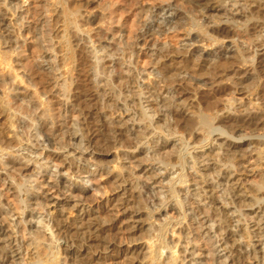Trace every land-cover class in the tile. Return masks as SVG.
Wrapping results in <instances>:
<instances>
[{"label": "rangeland", "instance_id": "obj_1", "mask_svg": "<svg viewBox=\"0 0 264 264\" xmlns=\"http://www.w3.org/2000/svg\"><path fill=\"white\" fill-rule=\"evenodd\" d=\"M7 1L9 2L10 0H7ZM22 1H24V0H21V1L17 0L16 1L19 3V6H21V8H18L15 10L13 17H10V15L8 14L7 15L8 17H6V20L4 22L6 24L5 28H7L5 30V33L8 32V33H10L9 35L12 34L11 40L13 42H11V44H10L11 48H6V47L0 46V59H2L0 61V147L3 148L7 145L10 147L11 146L14 147V145H16V143H17L14 139H13L14 142L10 141V140H12L10 138H13V137H11L12 132H13V127L10 124V118L9 117L13 116L14 111H15V117L14 118H16V119L18 118L16 123L14 124V126L16 128V132L24 140L27 138L26 133H24L25 131L31 132V134H27V135L33 136V134H35V131H32L30 128L31 127L30 119L34 118L37 121L36 122L37 127H39L46 122V121H44V117L42 115H41V118L39 119V116H40L39 113L42 114V111L45 112V115L47 118L49 117L46 120L53 118L54 125H51L49 123V121H47V124L49 123L48 126L51 125L52 131L54 132V139L56 138L55 142H57V143H55V144L52 143V144H50V146L46 147V150H43V152H42V158L46 157V158H48V160L50 159L51 161H53L54 164L58 165V167H59L58 170L61 171V174H64L65 177L72 176L73 180H75L77 183L81 184V186L85 185L84 187L87 189V192L80 195L81 198L76 197L77 200L79 199V201H77V202L73 201L75 199L71 200V199L65 198V196L60 195L59 198H60L61 203L59 204V206H57L56 208L54 207L50 210L48 209V207L46 209H44V210H49V212H50L49 216H51V218L53 220V222H52L53 223L52 224L53 230L55 229L56 232L55 231L54 232L58 233V237L60 238V241H59L60 244L59 245H60V253H61V257H60L61 262L64 263V261H65V264H76L78 259H83V261L81 262L83 264L84 263L85 264H97V258L99 256H101L102 260L99 263L108 264L109 259H110L109 257L112 256V257L116 258L115 260H113L114 262H119L118 264H121L122 262H123V264H126V263L128 264V262H125V261H127V259L130 258L133 251L138 247L137 245L140 246L142 244V246H144L145 244L151 243V241H149V239H141L140 237H138L139 233L133 229V227L137 226L138 224L133 222L136 220V218L134 217V213H133L136 210V208H133V207H136V206L131 204V202H133V199L136 198V201L140 205L139 209L140 210L143 209L141 211L142 214L140 213V216L141 217L143 216V218H144L141 226L144 227L145 229L148 228L149 225H153V227H155L154 226V219L158 218V215H153V219L149 220L145 214V212L146 213L148 212V209L152 210L153 206H155V204H156V201H155V203L153 202L154 203L153 206H152V204H150V202L152 203V201H151L152 199H150L149 195L152 198H154L156 193L159 192L162 195L166 196L167 195L166 193H168L167 192L168 191L167 190L168 189L167 179L169 176H171V175L167 174V172H165V171L162 172V169H164L166 165L159 163L157 159H158V157H160V158L163 157V159H164L167 157V155L169 158H170V156L171 157L174 156V154H175L174 152L178 148L177 147L178 144H177V142L174 143L175 142L174 139H176V137H170L167 140H164L161 138V136H158V137L154 136V138L149 140V142L151 141L150 144L145 145L144 144L145 140L143 141V139L141 137L138 139L141 131L143 132L145 130V126L143 125L145 123L139 122L138 117L136 116V112L139 111L138 110V108H139L140 110L144 111L147 116L153 115V111L151 109H149L148 104L149 103H152V104L159 103V99H161L163 96H166L163 98H167L171 95V96H173V98H174L173 100L175 102H178V103L180 102V104L185 105V108H187L186 112L190 108L189 113L187 112L188 114L194 115V113L197 114L198 112L205 113L206 111L204 109H206V108L204 107L205 104L203 103L204 101H202V100H203V97H205V98L208 97L210 102L212 100V102H213L212 104H213V107H215V111L212 108H211V110L208 108L209 113H208V110L206 113L211 114L213 118L216 117V115H217L218 120H219L221 117L222 118L224 116L226 117V115L230 116L227 113L229 111H227L226 107L232 103V105L234 106V112L233 113L231 112V115L233 114V116L234 115L236 116L237 112H239L240 109H242V107L243 108H246V107L249 108L250 106H252L251 107L252 108L251 114L253 116H257L259 119H261V121L257 120V122L258 121L259 122L257 123L258 125L255 128V130H256L255 133L250 131V130H248V132L250 131L252 133H248L247 130H245V132H244L243 130L237 131L235 129L230 128V130L232 129L231 130L232 133H231L230 130L228 131L229 127L225 126L221 122H218L217 125H219L221 127L223 126L222 127L223 129L226 130L228 128L227 131L233 137V138H229V139L230 140L232 139L231 140L232 142L233 141L236 142V144L233 148L228 149V151L232 150V152H228L226 149H223L222 152L226 151L224 153L225 156L221 155V151H220V155L222 157L219 154H217V155L213 154L215 152V150H214V152L212 150H213V148L216 149V145L214 147H212V150H210V144L205 145L204 147H200L199 149L196 148V149L192 150V155L195 157L196 161L195 160L194 161L191 160V162L188 161L189 163H187V165H186V172L188 173V176H190V177H188V182H186L185 185L184 184L181 185L182 188H184V187L185 188L184 189L178 188V190H177V191H179V195H180L181 199H184V195H186V197H187L184 201L185 208L187 210V218L185 220V223H182V225H181L182 228H180V229H178L177 227L174 228V235H173V237H171L172 239H169V240H171V242H170L171 246H174V245H176V243L177 244L179 243L178 247H180V248H177V250H176V251H178L176 264H189L187 259H190V257L185 259V257L187 256V254H186L187 252H185V251H188V252L189 251H193V252L195 251L196 253L201 254L200 257L195 256L194 260L199 262V264H206V263L208 264L209 259H208V256H206V255H207V251H208L207 249L209 247H212L215 250L218 249L216 251V254L219 256L220 255L222 256L225 254L230 255L231 256V258H230L231 264L232 263L233 264H253V263H255L253 260L248 261L247 259H245V255H247V253H249V255H250V252L252 250H256L257 252L259 250H261L262 246L260 245V243L262 242V238H259L257 235L256 236L254 235L255 234V229H254L255 227H253V226H254V221L256 219H255V215L252 211L255 208H253V207L250 208V206L248 207L247 204L248 205H250V203L252 204L250 199L255 194H257L256 192H253V194L250 193V191L252 192V190H251L252 187L255 184H257L258 181L261 182L260 181L261 177H262L261 180L264 181V155H263L264 154V148L259 147L260 145H258L259 142H264L263 141L264 140V70H261V71L258 70L259 72L256 73V71H254L255 68H253V67L258 68L257 65L255 66L256 62L253 63L254 64V66H253L251 63H239V61L237 62V66H236V64L231 65V67L228 65H225L226 70H225V68H222L221 69L222 71L217 70L219 72L218 73L216 71L212 72L211 73L212 75L208 74L207 71L202 72L201 67L204 64L206 67L211 68V66H213V64L224 63L225 59L222 58L221 56L227 55V54H229L230 51H233V50H237L239 54L244 52L242 54L243 55H245V54L249 55L248 56L249 59H251L252 53H254V52L258 53L257 56L256 55L254 56L255 61L262 60V58H264V40H263L264 39V28H262V25H264V17L260 16V14L264 12V6H263L264 0H253V1L252 0H247V1L246 0H234V1L239 2L238 4H235L236 6L233 5V0H226V1H222V2H221V0H164L165 1L164 3H162L163 0H159V1L158 0H150V1L145 0L146 3L144 2L143 8H145L144 10H147L149 8L150 13H148L145 20L143 19V17H142L143 13H141V12H139V13H141L142 15L137 14L135 16V18L133 17L134 18L133 20L135 21V22L133 21V24H135L133 28L131 26L128 27L130 25L129 24L130 21L128 23H124V20H123V16L127 17V14L130 12V9L134 10L136 8L134 6H131L129 4L130 2L128 0H64L63 1L64 5L67 6L69 8V10H71V12L73 11L72 14L69 16V18L73 19V16H74V18L76 17L74 20H76L78 22V24L83 23L84 20H87L88 18H91L94 15L95 16L98 15L99 17L103 18V21L99 24L94 25L93 28L88 29L86 26V27H84L85 28L84 29L82 27L84 30L81 29L83 31L81 33L79 31L77 32V29H75V28H73L70 31L71 37L75 36L74 38H71V40H70L71 44L73 43L72 45L70 44V47H72L70 50L72 52L74 60L72 61V63H70L66 67L62 66V63H61L62 57L61 56L63 54L60 51V50H62V48L60 46H58L57 43L55 45L57 46L56 48L58 51L56 50L55 53L51 54V52L47 49L49 42L46 40L43 33L46 32L47 25L51 23L52 19L47 18V15L45 13L42 15L41 18H39V20L38 19L35 20L33 17H31L30 13H28L27 15L25 14L26 9H29L31 12L37 11L38 7L40 5V3H39L40 1L43 2V4L45 2L50 4L51 1H49V0H25L24 3H22ZM115 2H117V3H115ZM167 4L171 5V7L165 6ZM0 5H1V0H0ZM105 5L106 6L108 5L110 10L103 11L102 7H105ZM221 6H225L226 10L228 9V12L239 13L241 11L242 16H240L238 18V21H239L238 25H240L241 28H239V26L236 24L235 25L233 24V26H232V24H230L228 22L227 23L224 22L225 17H221V16H223L222 12L219 14L214 13L215 11H213V10L215 8H219ZM262 7H263V10H262ZM0 10H3L2 5L0 6ZM58 10H59V8H57V10H56L57 13H58ZM110 11H112V12H110ZM138 11L139 10H137V12ZM135 12H136V9L134 10V13ZM175 13L176 14L177 13L182 14L180 16L181 17L180 21L182 22V26H181L182 28L178 27V24H176L177 20H178V16L177 17H176V15L174 16ZM220 14H221V16H220ZM215 15H216V17H215ZM88 16H90V17H88ZM120 16H122V17H120ZM218 16H220L219 19L217 18ZM139 17H142V18L140 19ZM21 19H22V21H20ZM47 19H48V21H47ZM170 19H171L172 23L167 22V20H170ZM188 20H189V22H192V21L195 22L196 21V23H198L200 26H204V28L207 32L205 34L204 38L198 37L196 30L188 31V33H184V32H186L185 29H188V27H189V25H188L189 22L187 23ZM44 21H45V23H44ZM240 21L242 22V24ZM10 22H11V24H10ZM20 22H22V24H23L22 27L19 26ZM109 22L110 23L113 22V24L110 25ZM138 22H140L141 26H140V28L137 29L136 26H138V25H136V24ZM184 23H187V25ZM256 23H258V24L256 25ZM174 25H176V26H174ZM205 25H207V26H205ZM252 25H254V26H252ZM157 26L160 28H158ZM247 26H249V27H247ZM208 27L209 28L211 27V28L209 29ZM95 28H96V30H95ZM129 28L130 29L132 28V29L129 30ZM165 28L169 29L165 32L167 35L168 34L171 36L176 35V37L180 39V40L177 39L178 42L176 43V47L178 50L175 48V46L174 47L171 46V49H174L175 51H177V54L179 53L180 55L182 54L183 56L182 55L180 56L179 54H178L179 55L178 56L175 53H172L173 57L164 59L163 60L164 63H163L162 60L159 61V59H157L155 57L157 55L156 45H158L157 48H159L160 45L158 42H161V39H162V36H161L162 34H159V33H162L161 29L166 30ZM206 28H208V29H206ZM244 28H245V30H244ZM151 29L154 31L152 32ZM61 30H62V28L59 27V24L56 25L54 28V32H53L54 37L59 36L61 34ZM209 30L211 33L209 32ZM149 32L151 35L149 34ZM145 33H147L148 36L150 35V39L147 38L146 41L143 39V37H141L142 39H139L138 36L141 34H145ZM7 34H4L3 36L5 37ZM73 34H75V35H73ZM260 35H262V39L258 40L259 41L258 42L255 38H256V36H260ZM153 36H155V37H153ZM4 37H3V39H4ZM160 37H161V39H160ZM196 37H198V38H196ZM154 38H158V40H160V41H158L156 39L158 41L157 42V41H155ZM199 38L201 40H199ZM217 38H219V39H217ZM196 39H198V41H196ZM56 40L57 39H54V41H56ZM192 40L196 43L193 42L194 43L193 44L191 42ZM54 41H52V43H54ZM145 42H147V43H145ZM151 44H154V46L153 47L150 46ZM127 47H128V49H127ZM104 48L106 50H104ZM225 48L227 50H225ZM94 49H95V51L103 50L102 52H98L96 54V57H101V58L105 57V60H103L104 62H100V64L105 63L106 66L107 65L109 66L110 63H108V62H110L112 60L111 61L112 65H110L109 67L107 66V70H106V71H109L108 75L110 76V78L112 77V78L116 79V77L118 78V76H124L125 77V79H123L122 81L120 79H117L118 82L116 81L115 84H113L111 87V92L113 93V96L115 97V99H114V97H113V99H114V101L116 100L115 105H112L111 103L108 104L109 98L107 96H105V97L101 96L102 95L101 92H102V90H104L102 88V86H103L102 82H101L102 84H100L99 87L98 86L94 87V85L96 84L94 82H97L98 80H103V78L105 77L104 74H102V75L100 74L101 76L97 75L96 78L93 75V74H95V71L93 68L94 67L93 63L95 61V58L93 57V50ZM1 50H2V52H1ZM70 50L66 51L64 54V60L65 61H67L69 58L68 53L70 52ZM43 51L44 52L46 51L45 52L46 55L43 54ZM191 51H192V53H191ZM195 51L198 52V54H196ZM202 51H203V53H202ZM219 51H220V54H219ZM227 51H229V52L227 53ZM3 52L6 54H1ZM183 52H185L186 54ZM111 53L113 54V56H111L109 58V56H107V55H109ZM200 53H202V54H200ZM54 54L57 55L56 58L53 57ZM2 55H3V57H6L8 62H9L10 67H8L6 69H4L3 64H1V62L3 61ZM258 55L259 56L262 55L261 56L262 58L259 57ZM46 56L49 58L48 59V60H50L49 62H47L48 60H47ZM49 56H51V57H49ZM191 57L194 59H192ZM195 57H196V60H195ZM213 58L214 59L216 58V60L213 61L214 60ZM217 58H218V60H217ZM220 58H222L224 60H222V59L220 60ZM169 59L170 60L172 59L171 62ZM198 59H200L201 62H199L200 60L198 61ZM143 60H144V62L147 61L146 64L148 63L146 65V67L141 65L142 64L141 61H143ZM188 60H190V61L192 60V61L190 62ZM209 60H211V61H209ZM156 61H158L157 65L155 64ZM208 61L211 63L210 65H209ZM50 62H51V64H50ZM68 62H70V61H68ZM168 62H170L172 64H170ZM177 62L179 64L181 62V64L179 65V64H177ZM187 62L189 63V65ZM196 62H199V64H196ZM47 63H49V64H47ZM153 63L155 64V66L153 65ZM160 63H161V65H164V64L166 66L168 65L169 67L168 66L167 67L169 69L172 67L180 68L181 73H183L186 70L184 72L185 74H182L185 77V84L183 85V84H180L179 82L173 83L169 87L170 88V90H169L170 95H169V93L167 95L164 93L165 94L164 95L163 91H162L163 89H161V91L159 90L160 93L156 92L157 93V94H155L156 96L153 94V96H151V98H150L149 97L150 93L147 94L146 89L150 90L151 86H154L155 83H156L155 86L157 87V85H158L157 80L159 78H161L162 77L161 75L163 74L162 73L163 69H161L162 66L160 65ZM184 63H186L188 65V67L190 66L189 69L187 68V69L183 70L181 68V65ZM206 63H208V64H206ZM238 63L241 65H238ZM173 64H175L176 66H174ZM249 64H250V66H249ZM50 65L55 67V69H58V71H60V72L62 71L64 73L66 71L65 72V74H66L65 78L69 82L66 86L67 89L64 90V88H62L60 79L56 80L57 84L55 85L54 80L53 79L51 80V78L48 76L47 73L50 72V68H49ZM144 65H145V63H144ZM207 65H209V66H207ZM191 67L194 68L193 70L195 72L198 71V72H196L198 74H196L195 72L192 73V70H190ZM68 68H71V70H72L70 73H67V70H70ZM97 69H98V67H97ZM188 70H190L191 72ZM160 71H162V72L160 73ZM249 71L252 73H249ZM199 72H200V74L203 75V76L201 75L202 76L201 78L199 77V75H200ZM151 73H152V75H150ZM219 73H221V75H218ZM55 74L57 75V73H55ZM153 74H154V77H153ZM194 74H195V76H194ZM235 74H237V75H235ZM252 74L253 75L257 74L256 75L257 78L255 76H252ZM260 74H261V76H259ZM216 75H218V76H216ZM206 76H207V78L209 76V78L207 79ZM210 76L213 78H211ZM155 77H158V79ZM251 77L253 78V80H252L253 83L251 80H249L250 82L247 81L244 83V81H243L244 79L246 80V79L251 78ZM56 78H57V76H56ZM255 78H256V80H255L256 82L254 81ZM124 80L128 81L129 83L126 82V84H125ZM154 80H156V81L154 82ZM211 81H213L214 83H212ZM257 81H258V83H257ZM152 83H153V85H152ZM249 83H251V84H249ZM177 84L179 86H176ZM211 84H213V85H211ZM9 85H11L10 92L7 91V87ZM186 85L189 87H185ZM161 86H163V85L160 84V87ZM173 86H175V87L173 88ZM181 87H184L186 90L184 88H181ZM256 87H258L259 90L255 91V93H254L253 90ZM161 88H164V87H161ZM217 88L219 89V91ZM139 89L143 90V93H144V95L140 96V98H139L140 100L137 97H134L135 92L137 93ZM172 90H174V91H172ZM150 91H152L154 93V89H151ZM180 91H181V94L178 95V93ZM184 92L187 94H185ZM198 93H200V94H198ZM205 93H207V95H205ZM161 94H162V97H161ZM201 94L204 96H202ZM208 94H210V95H208ZM181 95L185 99H183V97ZM65 97L68 98L67 101H65ZM154 97L157 98L156 101H154L155 100ZM181 98H182V101H181ZM199 98H202V99H199ZM198 99H199V101L200 100L201 101L200 102L196 101ZM215 99L217 100L218 105L214 104V103H216ZM250 99L252 100L253 104L249 106L247 104V102ZM152 100H153V102H152ZM230 100H232V101L230 102ZM3 101H6L8 103L10 102L9 105L13 108L12 109L13 111L6 110L2 105ZM188 105H189V107H188ZM157 106H158L157 107V111H158L157 114H159V116L156 113H155L156 115L154 114L152 122H150V124H151L150 128H148V130L146 129L144 133L150 132L158 123L161 124L160 127L165 133L168 132V128H166V124L163 120L165 118L164 113L166 110H164V107H161L160 104H158ZM222 106L224 107V109L222 108ZM236 106H238L239 109L236 108ZM255 107L258 109L255 110ZM72 108H74L73 111H71ZM217 108L218 109L220 108V109L218 110ZM221 108L223 109L222 112H221ZM145 109H146V111H145ZM148 109H149V111H148ZM192 110H194L193 111L194 113H192ZM253 110H255L256 112ZM75 111H77V112H75ZM22 112L24 115H27V117L22 116ZM71 112L72 113L74 112V114H72ZM150 112H152V113H150ZM224 112H226L227 114ZM235 112H236V114H235ZM132 113H135V116H133L134 114H132ZM161 120H163V121L161 122ZM78 121H79V123H78ZM73 123H78L79 125H81V127L83 128V134L85 136V137H83L84 140H83L81 149L77 150V151H73L75 142H77V141H75V139H73L71 137H66L67 135L63 134V136H62V134H61L62 132H66V130H69V131L75 130L74 129L75 126ZM169 123L172 124V121L170 118H169ZM65 127H67V128L64 129ZM258 129H259V131H257ZM61 130H64V131H61ZM239 131H241V132L238 133ZM235 132H237V133L234 134ZM217 133L218 132H214L213 135L211 136V139H210L211 142H216L215 144L220 143L221 142L220 138L224 137V135L222 137H220V135H218ZM76 134H77L76 136H80L81 132L76 133ZM108 136H110V137H108ZM186 136H187V134H186ZM36 141L41 142V138L32 141L30 143V145L28 144L27 146L30 147V149L33 150L35 153H39V151H40V149H42V147L41 146L36 147ZM253 141L254 142L259 141V142L254 143ZM138 142L139 143L144 142V143L139 144ZM163 142L166 143L167 146H169L168 149L161 150L162 146H160V145L161 144L163 145L164 144ZM22 143H23V145H25V141H23ZM248 143L250 146L248 145ZM173 144H175V145H173ZM253 144H254V146L256 144L257 148H255L256 146L252 147ZM62 145L63 146L66 145L67 149H65V150L56 149V147L60 148V147H62ZM134 146L135 147L137 146L136 147L137 149ZM171 147H175V148L172 149ZM224 148H225V146H224ZM84 149H86V150L84 151ZM81 150H82V152H81ZM169 151L172 153H170ZM67 152H70L71 155H70V157L66 158L65 156L67 155ZM259 152H261L262 155ZM206 155H210V156L205 158ZM132 156H134L135 158H133ZM151 156L155 157L154 159H156V160H154V161L150 160ZM217 156H218V158H217ZM130 157L132 158L131 159L132 161L130 160ZM196 157H198V158H196ZM214 157H215V159H214ZM223 158H227L228 159L227 161L231 162L233 164V166L236 167V169H237V170L235 169V173H232L233 180L234 181L236 180V183L232 180L234 182V184L232 185L233 182H229V184L231 183L230 186L227 183L228 185L226 184L225 188H224V184L226 182H224L223 178H221V177H223L221 175L223 174L224 169H226L227 167L229 169H231V166H230L231 164H226V165L222 166V162L224 161ZM193 162L198 164V165H196V170H198L197 175H195L193 170L190 169V166H191L190 164ZM45 163H47V162H45ZM49 165L51 166L52 164H49ZM203 166L209 167V170L204 171ZM169 167L171 168L170 165L169 166L167 165L166 168L169 169ZM121 168H122V170H120ZM157 168L158 169L160 168V169L156 171ZM86 169L87 170L89 169L90 172L95 171V173H96L95 178L96 179H93V180H95L94 183L93 182H90V183L87 182L88 181V174H81L80 176H78L80 172H84ZM159 171H160V174H158V176H155L154 173L155 172L159 173ZM5 173L6 172H4V171L0 172V192L3 193V196L1 197L0 201L2 202V204H5L4 209L8 210L9 208H14L17 206V197L15 196V193L13 192V190H10L9 192H7V188H6L7 181L5 183L2 181L3 179L6 178ZM168 173H171V171H169ZM29 174H30V172H26L23 175H29ZM202 174L208 176L207 178H205L206 182H202V180L200 179V176ZM208 174H210V175H208ZM217 174H219V177L217 176ZM150 175H151V177H150ZM15 176H16L17 181H20L19 180L20 177L19 176L17 177V175H15ZM116 176H118V177L116 178ZM126 176H128V178ZM138 176H140V177L138 178ZM213 176L218 177L217 180L221 179L220 180L221 186L219 185L218 188H219V190H222V189L225 190V194L228 193L227 199L229 202H230L229 197L231 195H233L232 193H235L237 190H239V188L241 190V193L243 194V195L241 194L242 197L241 196L239 197L238 195H240V192H238L237 198L238 197L239 198L238 199L235 198L236 196L233 197V203L231 204L232 206L226 207L227 209H222L223 207L220 208L221 206H219L217 199H215L214 196H211V200H213V202L216 205H218L217 207H219V211H221V213H223V212L226 213L228 211L231 213L233 210L236 211L232 216L229 212H228V215H225L224 213H223L224 215H222V217L227 219V220L224 219V221L225 220L228 221L229 219L230 220L232 219L234 222V223H232V226L230 225V226H227L225 228V230H229V231L232 230V232H227L228 238L230 240V241L228 240L227 242L232 247L229 249V252H230L229 254H227L228 253L227 251H226V253H225V251L221 252V250H219L220 248H218V246H216L218 244L214 243L213 241L209 242L208 238L205 235L202 234L201 238H199L201 231H199V229H195L194 227H195V225H196V227L198 226L196 224L198 220L204 221L203 217H201L203 215L199 216L201 219L199 217H197L198 219L195 218L196 223H195V221H194V223H193V221L191 223L189 220V218L192 217V214H190V211H188V208H189L188 204L191 202V200H190L191 196L189 197V195L191 194L193 189L197 188V187H194V185L196 183L199 184L202 182L200 184V186L205 191L210 192L211 186L207 187V185L209 186V184H211V182H209V181H211ZM38 178H39V180H42V179H40V176H38ZM119 178L121 179V181L119 180ZM116 179H117V181H116ZM125 179H126V181L128 179L129 181H132L133 183L129 182V181H127V183H126ZM191 179H193L194 181ZM195 180L199 181V182H195ZM189 181H192V182H189ZM193 182H195L194 185H193ZM208 182H209V184H208ZM118 183H120V184H118ZM32 185H33V183H32ZM134 185H138V186L144 185V187L147 186L148 188L150 186V188H149L150 194L149 195L146 193L143 194V192H142V194H140L141 192H138V193L136 192L137 195H139V197L136 196L134 191H131V189H132L131 187ZM99 186H101L102 190L104 191L103 196H100V194H98V192H97L96 187H99ZM115 186H117V187H115ZM188 187H190L189 188L190 190H189V192H186V188H188ZM125 188L130 189V191H127ZM232 188H234V189H232ZM230 190H231V192H230ZM234 190H235V192H233ZM242 191L245 193H243ZM40 192L41 193L43 192L45 194L46 193L47 194L52 193V191H47L46 188H42V189L38 190L37 193L41 194ZM213 193H214V191H211L209 194H213ZM145 194L149 198L147 196H143ZM246 195H248L247 196L248 198L245 197ZM263 195H264V193H263ZM263 195L261 192V193L257 194L256 196L260 197V198H262V197L264 198ZM128 199L130 202L127 201ZM131 199H132V201H131ZM249 200H250V203L248 202ZM125 201H127V202H125ZM73 202H75L77 204L79 203L78 205H82L84 208H86L85 209V211L87 213L86 215L89 217H92L93 219L95 218L93 221L96 222L98 225H99V223L104 221V223L102 222V224L99 225L100 235L103 236L101 238H103V240L105 238H107L104 240L106 242L104 245H103V243H104L103 240H101L100 242H92L90 235H85V236H86V238H87V236H88V238L90 237L89 239L91 241L89 239H86V238L84 241L83 240L80 241V239H79L80 237L76 236V234H75V236L73 235V233H74V231L72 230V228H73V222H72L73 221V219H72L73 214L71 213L70 209L68 210V208L70 207V205H72ZM246 202H248V203H246ZM125 207H126V209L128 208L127 209L128 211L125 209ZM133 209H135V210H133ZM38 212H40V211L38 210ZM73 213H75L77 215L80 214L79 212H76V211ZM131 213H132V215H131ZM174 213L175 212H172L173 217H176V216L178 217V213H176L177 215ZM61 215L62 216L65 215V217L68 216V219H66L65 221L64 220L62 221V219H65V218H63ZM70 215H71V217H70ZM228 216H230V217L227 218ZM245 217H247V218H245ZM238 218H241V219H239L240 222H236L238 220ZM129 219H132V220H129ZM163 220H164V218H162V222H163ZM188 223L191 226L188 225ZM228 224H229V222H228ZM130 225H133V227ZM246 225H247V229H249V231L251 233V238L249 239V241L247 239H245V240L240 239L239 240V244H240L239 247L240 248H239L238 246L235 245V243L232 244L231 241L233 240V238H236L240 234L243 233L242 230H244ZM233 232H234V234L235 233L236 234L234 235ZM231 233H232V235H231ZM153 235H156V233L153 234V231H150L148 234V237H150V239H153ZM230 236L231 237L233 236V237L231 238ZM132 237L134 238V241H136V242L133 241ZM25 238H27V237H25ZM169 238H170V233H169ZM130 239H132V240H130ZM86 240H88V241L86 242ZM196 240H198V241H196ZM190 241L192 244L190 243ZM81 242H83L82 243L83 246H82ZM247 242L249 243V247H247V244H246ZM207 243H209V244H207ZM212 243H214V245ZM23 244H24V242H23ZM97 244H98V246L95 247ZM211 244H212V246H210ZM99 246H101V248H98ZM184 246L186 247V249ZM192 246H194V247H192ZM239 249H241V250H239ZM23 250L24 249H22L21 253H23V255H24L25 252ZM131 250H132V253H131ZM183 250H184V252H183ZM47 252H48L47 250L44 251L43 249H40L39 250V258L42 260L46 259L47 255H48ZM42 253H44V256L42 255ZM183 259H185V260H183ZM24 260L27 261L26 256H25ZM248 262H251V263H248ZM260 263L261 262H259V264ZM255 264H257V263H255Z\"/></svg>", "mask_w": 264, "mask_h": 264}, {"label": "bare ground", "instance_id": "obj_2", "mask_svg": "<svg viewBox=\"0 0 264 264\" xmlns=\"http://www.w3.org/2000/svg\"><path fill=\"white\" fill-rule=\"evenodd\" d=\"M17 0H10L9 2L7 0H1V5H2V9L3 10H0V46L2 47H6V48H11V42H13L11 40V35H9L10 33H5V30L7 28H5V20H6V17H8L7 15L9 14L10 17H13L14 13H15V10L18 9V8H21V6H19V3L16 2ZM21 1V0H20ZM51 1L50 4L48 3H44L43 2H39L40 5L38 7V10L37 11H34V12H31L29 9H26V12L25 14L27 15L28 13H30V16L33 17L35 20H39V18L42 17V15L45 13L47 15V18H50L52 19L51 23L47 25V29H46V32L43 33V35L45 36L46 40L49 42L48 43V50L52 53H55V51L57 50V46L55 45L57 43L58 46H60L62 48L61 53L63 54L61 57V63H62V66L66 67L68 66L70 63H72V61L74 60L73 58V55H72V52H71V48L70 47V40L71 38H74L75 36L71 37V33L70 31L75 28L77 29V32L79 31L80 33L83 32L82 30H84L87 26V28H93L94 25L96 24H99L103 21V18L99 17L98 15H94L92 16L91 18H88L87 20H84L83 23L81 24H78V22L76 20H74V16H73V19H70L69 16L72 14L71 10H69V8L67 6L64 5L63 1L64 0H49ZM130 3L131 6H134L136 7V12L134 13V10L133 9H130V12L127 14V17L126 16H123V20H124V23H128L130 21V25L128 27H134L135 24H133V19L135 18V16L138 14L140 15L141 13H143L142 17L143 19L145 20L146 19V16L148 15V13H150V9L148 8L147 10H144L145 8L144 7V2L145 0H128ZM150 1V0H149ZM159 1V0H158ZM222 1H226V0H221ZM247 1V0H246ZM253 1V0H252ZM24 1H22V3H24ZM113 2V1H112ZM165 1L163 0L162 3H164ZM168 2V1H167ZM21 3V4H22ZM117 3V2H115ZM146 3V2H145ZM220 3V2H219ZM224 3V2H223ZM222 3V4H223ZM239 2L237 1H234L233 0V5L236 6L235 4H238ZM264 3V1H263ZM113 4V3H112ZM245 4V3H244ZM243 4V5H244ZM247 4V3H246ZM261 4V3H260ZM0 5V6H1ZM129 5V6H130ZM208 5V4H207ZM225 5V4H224ZM255 5V4H254ZM100 6V5H99ZM104 6V5H103ZM167 7H171V5H165ZM174 6V5H173ZM218 6V5H217ZM246 6V5H245ZM264 6V5H263ZM258 7V6H257ZM57 8H59L58 10V13L56 12ZM130 8V7H129ZM138 8V9H137ZM211 8V7H210ZM113 9V8H112ZM111 9V10H112ZM102 10L103 11H108L110 10V8L108 7V5L105 7H102ZM137 10H139L137 12ZM207 10V9H206ZM261 10V9H260ZM262 10H263V7H262ZM113 11V10H112ZM110 11V12H112ZM213 11H215L214 13H221L222 12V15L220 14L221 17H225V21L224 22H228L230 24H233L235 25H238L239 21H238V18L241 15V11L239 13H234V12H228V9L226 10L225 6H221L219 8H215ZM141 12V13H139ZM77 13V12H76ZM107 13V12H106ZM264 13V12H263ZM261 13L260 16H263L264 17V14ZM75 14V13H74ZM111 14V13H110ZM217 14V15H218ZM256 14V13H255ZM113 15V14H112ZM116 15V14H115ZM176 15V17L178 16V20H177V23L178 24V27H181L182 26V22L180 21L181 19V15L180 13H175L174 16ZM105 16V15H104ZM111 16V15H110ZM173 16V17H174ZM213 16V15H212ZM220 16H218L217 18L219 19ZM244 16V15H243ZM21 17V16H20ZM45 17V16H44ZM90 17V16H88ZM122 17V16H120ZM134 17V18H133ZM142 17H139L140 19ZM216 17V15H215ZM256 17V16H255ZM259 17V16H258ZM44 19V18H43ZM111 19V18H110ZM132 19V20H131ZM142 19V20H143ZM184 19V18H183ZM41 20V19H40ZM143 20V21H144ZM176 20V19H175ZM251 20V19H250ZM22 21V19L20 20ZM48 21V19H47ZM76 21V22H75ZM113 21V20H112ZM140 21V20H139ZM185 21V20H184ZM108 22V21H107ZM135 22V21H134ZM167 22L169 23H172L171 19L170 20H167ZM181 22V23H180ZM189 22V20L187 21V23ZM223 22V23H224ZM241 22V21H240ZM247 22V21H246ZM249 22V21H248ZM45 23V21H44ZM105 23V22H104ZM139 23V24H138ZM136 25L137 29L140 28V22H138ZM187 23H184L187 25ZM255 23V22H254ZM11 24V22H10ZM59 24V27L62 28L61 30V34L57 37H54L53 35V32H54V28L56 25ZM109 24H113V22H109ZM219 24V23H218ZM225 24V23H224ZM242 24V22H241ZM244 24V23H243ZM258 23H256L257 25ZM43 25V24H42ZM189 27L188 29H185L186 32L184 33H188V31H193V30H196L197 32V36L200 37V38H204L205 34L207 33L204 26H200L198 23L195 22H189L188 23ZM255 25V24H254ZM252 25V26H254ZM20 27L23 26L22 22H20ZM176 26V25H174ZM207 26V25H205ZM209 26V25H208ZM226 26V25H225ZM239 28L240 25H238ZM264 25H262V28ZM19 27V28H20ZM84 29H83V28ZM158 27V26H157ZM212 27V26H211ZM210 27V28H211ZM243 27V26H242ZM249 27V26H247ZM260 27V26H259ZM5 28V29H4ZM131 28V29H132ZM160 28V27H158ZM182 28V27H181ZM209 28V27H208ZM206 28V29H208ZM209 28V29H210ZM214 28V27H213ZM235 28V27H234ZM261 28V27H260ZM82 29V30H81ZM129 28V30H131ZM164 29V28H163ZM162 30V33H159V34H162V39H161V42H158L160 40H158V38H154L155 41H157L159 43V48L158 45H156V57L157 59L160 60H164V59H167V58H170V57H173L172 56V53H175L176 55L177 54V51H175L174 49H171V46L174 47L177 49L176 47V43L178 42V40H180L179 38L175 36H171V35H167L165 32L169 29H166V30ZM9 30V29H8ZM92 30V29H91ZM96 30V28H95ZM109 30V29H108ZM111 30V29H110ZM152 30V29H151ZM213 30V29H212ZM238 30V29H237ZM241 30V29H240ZM245 30V28H244ZM243 30V31H244ZM255 30V29H254ZM44 31V30H43ZM154 30H152L153 32ZM159 31V30H158ZM258 31V30H257ZM260 31V30H259ZM146 32V31H145ZM210 32V30H209ZM211 33V32H210ZM4 34H7L5 37L3 36ZM150 34V32H149ZM154 34V33H153ZM152 34V35H153ZM177 34V33H176ZM75 35V34H73ZM151 35V34H150ZM150 35L148 36L147 33L145 34H141L139 35V39H142L141 37H143V39L146 41L147 38L150 39ZM156 35V34H155ZM187 35V34H186ZM131 36V35H130ZM147 36V37H146ZM160 36V35H159ZM4 37V39H3ZM145 37V38H144ZM152 37V36H151ZM155 37V36H153ZM196 37V38H198ZM195 38V37H194ZM199 38V40H201ZM216 38V37H215ZM37 39V38H36ZM54 39H57L56 41H54ZM79 39V38H78ZM157 39V40H156ZM178 39V40H177ZM219 39V38H217ZM257 41L262 39V35L260 36H256L255 38ZM80 40V39H79ZM83 40V39H82ZM143 40V41H144ZM195 40V39H194ZM203 40V39H202ZM221 40V39H220ZM253 40V39H252ZM264 40V39H263ZM52 41H54V43H52ZM73 41V40H72ZM77 41V40H76ZM154 41V40H153ZM152 41V42H153ZM182 41V40H181ZM196 41H198V39H196ZM254 41V40H253ZM75 42V41H74ZM78 42V41H77ZM128 42V41H127ZM192 43L194 42L193 40L191 41ZM243 42V41H242ZM259 42V41H258ZM92 43V42H91ZM147 43V42H145ZM144 43V44H145ZM191 43V44H192ZM196 43V42H194ZM193 43V44H194ZM244 43V42H243ZM253 43V42H252ZM73 44V43H72ZM71 44V45H72ZM179 44V43H178ZM202 44V43H201ZM263 44V43H262ZM78 45V44H77ZM150 46H154V44H151ZM191 46V45H190ZM211 46V45H210ZM253 46V45H252ZM117 47V46H116ZM60 49V48H59ZM128 49V47H127ZM70 50V52L68 53L69 55V58L67 61L64 60V54L66 51ZM104 50H106L104 48ZM178 50V49H177ZM188 50V49H187ZM225 50H227L225 48ZM231 50V49H230ZM39 51V50H38ZM58 51V50H57ZM103 50H98V51H95V49L93 50V57L95 58V61H94V71H95V74L94 77L96 78L97 75H102L104 74V78L103 80H98L97 82H94L96 83L94 85V87L98 86L100 84L103 83V86L102 88L104 90H102L101 92V96L105 97L107 96L109 98V103H111L112 105H115V97L113 96V93L111 92V87L113 84H115V82L117 81V79H120L121 81L123 79H125L124 76H118V78L116 77V79L114 78H110V76L108 75L109 74V71H106L107 70V66L105 65V63H101L100 62H104L103 60H105V57H96V54L98 52H102ZM125 51V50H124ZM189 51V50H188ZM240 51V50H239ZM2 52V50H1ZM46 52V51H45ZM43 51V54L46 55ZM48 52V51H47ZM133 52V51H132ZM196 52V51H195ZM200 52V51H199ZM229 51H227L228 53ZM242 52V51H241ZM58 53V52H57ZM56 53V54H57ZM185 53V52H183ZM192 53V51H191ZM203 53V51H202ZM200 53V54H202ZM226 53V52H225ZM244 53V52H242ZM239 54L237 50H233V51H230L229 54L227 55H223L221 56L222 58L225 59V64L224 63H218V64H213V66H211V68H208L206 67L204 64L202 65V69L201 71L202 72H205L207 71L208 74H211L212 72H219L217 70H221L222 68H225V65H228L231 67V65L233 64H236L237 66V62L239 61V63H251L253 66L255 64V66L257 65L258 68L256 67H253L255 68L254 71H256V73H258L259 71L261 70H264V58H262L261 56L262 55H258L259 57L262 58V60H257L255 61L254 59V56L258 53H252V56H251V59L248 58L249 55H243V54ZM247 53V52H246ZM1 54H6V53H1ZM42 54V55H43ZM49 54V53H48ZM56 54H54V58H56ZM186 54V53H185ZM194 54V53H193ZM196 54H198V52H196ZM217 54V53H216ZM219 54H220V51H219ZM41 55V56H42ZM180 55V54H179ZM178 55V56H179ZM182 55V54H181ZM180 55V56H181ZM204 55V54H203ZM9 56V55H8ZM109 56V58L111 56H113V54H109L107 55ZM175 56V55H174ZM183 56V55H182ZM186 56V55H185ZM189 56V55H188ZM3 57V55H2ZM47 57V56H46ZM51 57V56H49ZM187 57V56H186ZM200 57V56H199ZM206 57V56H205ZM204 57V58H205ZM216 57V56H215ZM45 58V57H44ZM175 58V57H174ZM180 58V57H179ZM182 58V57H181ZM184 58V57H183ZM192 58V57H191ZM220 58V60L222 59ZM49 58L47 57V60ZM173 59V58H172ZM171 59V60H172ZM194 59V58H192ZM201 59V58H200ZM198 59V61L200 60ZM214 59V58H213ZM222 59V60H224ZM2 59H0L1 61ZM151 60V59H150ZM156 60V59H155ZM170 60V59H169ZM170 60V62H171ZM174 60V59H173ZM185 60V59H184ZM195 60H196V57H195ZM216 58L213 60L215 61ZM218 60V58H217ZM250 60V61H249ZM50 60H48L47 62H49ZM52 61V60H51ZM70 61V62H68ZM112 61V60H111ZM111 61L108 62L111 64ZM181 61V60H180ZM187 61V60H186ZM190 61V60H188ZM192 61V60H191ZM190 61V62H191ZM205 61V60H204ZM207 61V60H206ZM211 61V60H209ZM208 61V62H209ZM212 61V62H213ZM147 61L144 62L141 61V65L142 66H145L148 64H146ZM157 62H155V64L157 65ZM168 62V63H170ZM183 62V61H182ZM194 62V61H193ZM201 62V60L199 61ZM199 62H196V64H199ZM60 63V64H61ZM137 63V62H136ZM145 63V65H144ZM162 63V62H161ZM160 63V65H161ZM164 63V61H163ZM176 63V62H175ZM188 63V62H187ZM238 65H241L239 64ZM1 64H3V68L6 69L9 66V62L7 60L6 57H3V61L1 62ZM49 64V63H47ZM51 64V62H50ZM53 64V63H52ZM155 64L153 63V65L155 66ZM172 64V63H170ZM177 64H179L177 62ZM181 64V62H180ZM179 64V65H180ZM208 64V63H206ZM211 63L209 62V65ZM109 65V66H110ZM174 66H176L175 64H173ZM172 65V66H173ZM189 65V63H188ZM188 65L186 63L182 64L181 65V68L183 70L185 69H189ZM191 65V64H190ZM207 65V66H209ZM251 65V66H252ZM108 66V67H109ZM163 69V72L160 71V73L162 72L163 74L161 75L162 77L158 79V77H155L157 78L156 80L158 81V85L157 87L155 86L156 83L154 84V86H151V89H154V93L148 89H146V93L149 94L150 93V98L151 96H153V94H157L156 92L160 93L159 90L161 91V89H163V94L165 93L166 95L169 93V90H170V86L173 84V83H180V84H185V77L184 75L182 74H185L184 71L183 73H181V70L180 68H175V67H172V68H168L165 64L164 65H161ZM166 66V67H165ZM178 66V65H177ZM192 66V65H191ZM194 66V65H193ZM246 66V65H245ZM250 66V64H249ZM70 67V66H69ZM98 67V69H97ZM179 67V66H178ZM234 67V66H233ZM50 68V72L47 73L48 76L51 78V80L53 79L54 80V83L55 85L57 84L56 83V80L60 79V82H61V85H62V88L67 89L66 86L67 84L69 83L67 81V79L65 78V72L63 73L62 71H58V69H55V67H53L52 65L49 66ZM72 68V67H71ZM71 68H68L70 70H67V73H70L72 70ZM121 68V67H120ZM137 68V67H136ZM159 68V67H158ZM199 68V67H198ZM229 68V67H228ZM194 68L191 67L190 70H192V73H194L195 71L193 70ZM196 69V68H195ZM205 69V70H204ZM230 69V68H229ZM109 70V69H108ZM160 70V69H159ZM188 70V71H190ZM226 70V68H225ZM231 70V69H230ZM253 70V69H252ZM259 70V71H258ZM222 71V70H221ZM191 72V71H190ZM198 72V71H196ZM195 72V73H196ZM235 72V71H234ZM245 72V71H244ZM263 72V71H262ZM57 73V75L55 74ZM150 73V72H149ZM222 73V72H221ZM221 73H219L218 75H221ZM246 73V72H245ZM244 73V74H245ZM249 73H252L249 71ZM198 74V73H196ZM200 74V72H199ZM205 74V73H204ZM100 75V76H101ZM149 75V74H148ZM147 75V76H148ZM152 75V73L150 74ZM149 75V76H150ZM202 74L199 75V77L201 78ZM212 75V74H211ZM216 75V76H218ZM237 75V74H235ZM234 75V76H235ZM257 75V74H256ZM256 75H253L252 76H255ZM57 76V78H56ZM195 76V74H194ZM215 76V77H216ZM233 76V77H234ZM239 76V75H238ZM243 76V75H242ZM251 76V75H250ZM261 76V74L259 75ZM128 77V76H127ZM133 77V76H132ZM137 77V76H136ZM151 77V76H150ZM153 77H154V74H153ZM211 77V76H210ZM214 77V78H215ZM188 78V77H187ZM186 78V79H187ZM197 78V77H196ZM207 78V76H206ZM209 78V76H208ZM207 78V79H208ZM213 78V77H211ZM230 78V77H229ZM237 78V77H236ZM252 78V77H251ZM248 78V79H244V83L249 81V80H253V78ZM257 78V77H256ZM256 78L254 79V81L256 80ZM259 78V77H258ZM23 79V78H22ZM148 79V78H147ZM216 79V78H215ZM214 79V80H215ZM220 79V78H219ZM233 79V78H232ZM260 79V78H259ZM129 80V79H128ZM154 80V82L156 81ZM213 80V81H214ZM258 80V79H257ZM188 81V80H187ZM190 81V80H189ZM213 81H211L212 83H214ZM26 82V81H25ZM102 82V83H101ZM118 82V81H117ZM126 80H124V83L126 84ZM205 82V81H204ZM216 82V81H215ZM218 82V81H217ZM250 82V81H249ZM256 82V81H255ZM254 82V83H255ZM121 83V82H120ZM129 83V82H128ZM151 83V82H150ZM189 83V82H188ZM239 83V82H238ZM243 83V84H244ZM253 83V81H252ZM258 83V81H257ZM7 84V83H6ZM160 84H162L163 86L161 87H164V88H161L160 87ZM187 84V83H186ZM251 84V83H249ZM248 84V85H249ZM153 85V83H152ZM182 85V86H183ZM213 85V84H211ZM253 85V84H252ZM251 85V86H252ZM176 86H179L178 84ZM254 86V85H253ZM10 87L11 85H9L7 87V91L10 92ZM175 86H173L174 88ZM185 87H189V86H185ZM211 87V86H210ZM216 87V86H215ZM248 87V86H247ZM147 88V87H146ZM172 88V87H171ZM172 88V89H173ZM181 88H184V87H181ZM220 88V87H219ZM106 89V90H105ZM176 89V88H175ZM174 89V90H175ZM179 89V88H178ZM185 89V88H184ZM218 89V88H217ZM63 90V91H64ZM172 90V91H174ZM186 90V89H185ZM247 90V89H246ZM259 90L258 87L254 88V93L255 91ZM12 91V90H11ZM179 91V90H178ZM219 91V89H218ZM251 91V90H250ZM7 92V93H8ZM65 92V91H64ZM152 92V93H151ZM187 92V91H186ZM215 92V91H214ZM221 92V91H220ZM12 93V92H11ZM133 93V92H132ZM175 93V92H174ZM177 93V92H176ZM183 93V92H182ZM185 93V92H184ZM202 93V92H201ZM209 93V92H208ZM257 93V92H256ZM146 94V95H147ZM164 94V95H165ZM181 94V91L178 93V95ZM187 94V93H185ZM196 94V93H195ZM200 94V93H198ZM141 95H144L143 93V90L139 89L138 92L134 94V97H137L138 99L140 98ZM170 95V93H169ZM174 95V94H173ZM176 95V94H175ZM183 95V94H182ZM181 95V96H182ZM190 95V94H189ZM202 95V94H201ZM205 95H207V93H205ZM210 95V94H208ZM156 96V95H155ZM158 96V95H157ZM184 96V95H183ZM182 96V97H183ZM192 96V95H191ZM204 96V95H202ZM214 96V95H213ZM114 97V99H113ZM132 97V96H131ZM160 97V96H159ZM158 97V98H159ZM161 97H162V94H161ZM163 97H166V96H163ZM161 98L159 99V103H155V104H152V103H149L148 106H149V109H151L153 111V115H150V116H147L145 114L144 111L140 110L138 108L139 111L136 112V116L138 117V120L139 122L141 123H145L143 124L145 126V130L148 128H150V122H152V119L154 117V114L158 113L157 111V105L160 104L161 107H164V110L165 113H164V116L165 118L163 119L165 124H166V128H168V132L165 133L160 125L161 124H156V126L150 131V132H147V133H144L145 130L139 134V137L138 139L141 137L143 139V141L145 140V143L144 142H140L141 144L144 143L145 145L147 144H150L149 140L154 138V136H161L162 139L164 140H167L168 138L170 137H176L175 142H177L178 144V148L175 150V154L174 156H170V158L167 157L163 159L158 157V162L161 163V164H164L166 165L164 169H162V172L165 171L167 172V174L171 175L168 177L167 179V184H168V193H166L167 195H162L161 193L157 192L155 197L152 198L149 194H150V186L149 188L147 186L144 187V185H134L132 186L131 188V191H134V193L136 194V196L139 197V195H137L138 192H141L140 194H143L146 193L149 195L150 199H152V203L150 202V204H153L155 203L156 201V204L155 206H153V209L152 210H149L148 209V212L146 214L147 218L150 220V219H153V215H158V218L154 219V226L153 225H149L148 228H144L142 227V221L144 220L143 216L141 217L140 216V213L141 211L143 210H140V205L139 203L136 201V198L133 199V202H131V204H133L134 206L136 207H133V208H136L133 209L135 210L133 213H134V217L136 218L135 221H133L134 223L138 224L137 226H134L133 225H130L133 227V229L135 231H137L139 234H138V237H140L141 239H149V241H151L150 244H145L144 246H142V244L139 246L137 245L138 247L133 251L132 253V250H131V253L132 255L130 256L129 259H127V261L125 262H128V264H176L177 262V248H180L178 247L179 243L174 246H171L170 245V242L171 240L169 239H172L171 237H173L174 235V228H182L181 225L182 223H185V220L187 218V210L185 208V199L187 198L186 195H184V199H181L180 195H179V191L178 188H182L181 185H185L186 182H188V173L186 172V165L187 163H189L188 161L191 162V160H195V157L192 155V150L196 149V148H200V147H204L205 145H208L210 144V150H212V147H214L216 145V149L213 148V152L215 150V152L213 154L217 155L219 154L220 155V151H221V155L225 156V152H222L223 149H226L228 151V149L230 148H233L236 144L235 141H231L229 138H233L231 136V134L228 132L230 130V128L232 129H235V130H243L245 132V130H250L252 132H256L255 128L256 126L258 125L257 123L259 121H261V119H259L257 116H253L251 114V111H252V105L253 102L252 100L250 99L247 104L250 106H248L249 108H243L242 106V109H240L239 112H235L236 116L233 114L231 115V112L233 113L234 112V106L232 105V103L227 106V112L230 116H227L226 117L224 116L222 119L220 118L218 120V116L216 115V117H212L211 114H207V110H208V113H209V109L211 110V108L215 111V107H213V102L211 100L205 97H203V100L204 101L203 103L205 104V108L204 109L205 113H200L198 112L197 114H195L192 110V113L193 114H188L189 113V109H188V113L186 112L187 108H185V105H182L180 104V102H175L173 99V96H169L167 98ZM175 97V96H174ZM107 98V99H108ZM133 98V97H132ZM153 98V97H152ZM177 98V97H176ZM188 98V97H187ZM186 98V99H187ZM212 98V97H211ZM102 99V98H101ZM125 99V98H124ZM135 99V98H134ZM154 101L157 100V98L154 97ZM179 99V98H178ZM183 99H185L183 97ZM191 99V98H190ZM199 99H202V98H199ZM196 100V101H199ZM231 99V98H230ZM233 99V98H232ZM68 98L65 97V101H67ZM140 100V99H139ZM216 100V99H215ZM132 101V100H131ZM149 101V100H148ZM181 101H182V98H181ZM195 101V100H194ZM201 101V100H200ZM199 101V102H200ZM214 101V100H213ZM232 100H230L231 102ZM133 102V101H132ZM153 102V100H152ZM234 102V101H233ZM235 103V102H234ZM10 102H6V101H3L2 105L3 107L8 110V111H13L12 107L9 105ZM110 104V105H111ZM190 104V103H189ZM214 104H217V100H216V103ZM192 105V104H191ZM190 105V106H191ZM194 105V104H193ZM218 105V104H217ZM235 105V104H234ZM244 105V104H243ZM73 106V105H72ZM138 106V105H137ZM215 106V105H214ZM247 106V105H246ZM111 107V106H110ZM114 107V106H113ZM130 107V106H129ZM187 107V106H186ZM189 107V105H188ZM195 107V106H194ZM240 107V108H241ZM254 107V106H253ZM203 108V107H202ZM209 108V109H208ZM222 108L224 109V107L222 106ZM221 108V112H222V109ZM236 108H238V106H236ZM116 109V108H115ZM148 109V111H149ZM218 109V108H217ZM220 109V108H219ZM218 109V110H219ZM230 109V110H229ZM239 109V108H238ZM258 108L255 107V110H257ZM74 108H72L71 111H73ZM113 110V109H112ZM117 110V109H116ZM150 110V111H151ZM237 110V109H236ZM253 110V111H255ZM36 111V110H35ZM42 111V110H41ZM40 111V112H41ZM115 111V110H114ZM128 111V110H127ZM146 111V109H145ZM77 112V111H75ZM118 112V111H117ZM139 112V113H138ZM196 112V111H195ZM217 112V111H216ZM256 112V111H255ZM72 113V112H71ZM131 113V112H130ZM152 113V112H150ZM226 113V112H224ZM226 113V114H227ZM254 113V112H253ZM258 113V112H257ZM26 114V113H25ZM40 116H39V119L41 118V115L44 117V121H46L43 125L37 127V124H36V120L34 118L30 119V123H31V130L32 131H35V134L32 135H27V134H31V132H28V131H25L24 133H26V139L24 140L23 138H21V136H19L16 132V128L14 126V124L16 123L17 119L14 118L15 117V111H14V114L13 116H10V124L11 126L13 127V132H12V136L13 138H10L12 140L10 141H13L14 140L17 142L16 145L13 146H5L3 148L0 147V170L1 171H4L6 172V178L3 179L2 181L5 183L7 181V185H6V188H7V192H9L10 190H13V192L15 193V196L17 197V206L14 207V208H9L8 210H5L4 209V205L5 204H2V202L0 201V264H65V261L64 263L61 262V253H60V238L58 237V233H55V229L53 230V227H52V218L51 216H49V210L52 209V208H56L57 206H59V204L61 203L60 201V198L59 196L62 195V196H65V198H68V199H75L73 201H79V199L77 200L76 197L78 198H81L80 195L87 192V189L84 187V186H81V184L77 183L75 180H73L72 176H67L65 177L64 174H61V171L58 170V165L57 164H54L53 161H51L50 159L48 160V158H42V152L43 150H46V147L50 146V144L52 143H57L55 142V139H54V132L52 131V128H51V125H54V121H53V118L49 119V120H46L48 119L45 115V112L42 111V114L39 113ZM74 114V112L72 113ZM134 114L133 116H135V113H132ZM155 114V115H156ZM159 116V114H157ZM219 115V114H218ZM221 115V114H220ZM22 116H26L27 115H24L23 112H22ZM48 116V115H47ZM73 116V115H72ZM38 117V116H37ZM46 117V118H45ZM78 117V116H77ZM134 118V117H133ZM169 118L171 119L172 121V124L169 123ZM73 119V118H72ZM74 120V119H73ZM161 120V122L163 121ZM257 120H259L257 122ZM47 121H49V123L51 124L50 126L49 123L47 124ZM136 121V120H135ZM157 122V121H156ZM218 122H221L222 124H224L225 126L229 127L228 131L227 129H223L221 126L217 125ZM79 123V121H78ZM78 123H73L74 126H75V130H72V131H69V130H66V132H62V136L63 134L64 135H67L66 137H71L73 139H75V145H74V150L73 151H77V150H80L81 149V146H82V143H83V140L85 137L84 134H83V128L81 127V125H79ZM70 125V124H69ZM263 125V124H262ZM66 126V125H65ZM163 126V125H162ZM224 126V127H225ZM69 127V126H68ZM71 127V126H70ZM67 127H65L64 129H66ZM259 128V127H258ZM70 129V128H69ZM231 129V130H232ZM230 130V132H231ZM234 130V131H235ZM61 131H64V130H61ZM242 131V132H243ZM248 132V133H252V132ZM259 131V129L257 130ZM81 132V135L80 136H76L77 134L76 133H79ZM110 132V131H109ZM214 132H218L217 134L220 135V137H222L224 135V137L220 138L221 139V142L218 143V144H215L216 142H211L210 139H211V136L213 135ZM241 131H239L238 133H240ZM232 133V132H231ZM237 132H235L234 134H236ZM115 134V133H114ZM187 134V136H186ZM109 135V134H108ZM241 135V134H240ZM243 136V135H242ZM23 137V136H22ZM56 137V136H55ZM110 137V136H108ZM186 137V138H185ZM188 137V138H187ZM41 138V142H37L36 141V147H39L41 146L42 149H40L39 153H35L33 150L30 149V147H28L27 145L36 140V139H39ZM214 138V137H213ZM14 139V140H13ZM172 139V138H171ZM32 140V141H31ZM111 140V139H110ZM23 141H25V145H23ZM57 141V140H56ZM260 141V140H259ZM259 141H253L254 143L256 142H259ZM264 141V140H263ZM6 143V142H5ZM12 143V142H11ZM136 143V142H135ZM139 143V142H138ZM139 143V144H140ZM164 143V142H163ZM4 144V143H3ZM171 145V144H170ZM175 145V144H173ZM172 145V146H173ZM249 145V143H248ZM260 145L259 147H262L264 148V142H259ZM160 146L161 147V150L163 149H168L169 146L166 145V143H164L163 145L161 144ZM225 146V148H224ZM238 146V145H237ZM250 146V145H249ZM256 146V144H255ZM254 144L252 147H255ZM135 147V146H134ZM137 147V146H136ZM135 147V148H136ZM258 147V148H259ZM172 149L175 148V147H171ZM236 148V147H235ZM257 148V146L255 147ZM56 149L58 150H65L67 149V146L66 145H62V147L60 148H57ZM87 149V148H86ZM84 149V151L86 150ZM137 149V148H136ZM171 149V150H172ZM261 149V148H260ZM147 150V149H146ZM160 150V151H161ZM82 152V150H81ZM164 152V151H163ZM170 152V151H169ZM219 152V153H218ZM228 152H232L231 151H228ZM227 152V153H228ZM234 152V151H233ZM263 152V151H262ZM166 153V152H165ZM172 153V152H170ZM204 153V152H203ZM261 154V152H259ZM17 154V155H16ZM55 154V153H54ZM57 154V153H56ZM70 152H67V155L65 156L66 158L67 157H70ZM205 155V154H204ZM220 155V156H221ZM262 155V154H261ZM264 155V154H263ZM155 156V155H154ZM210 155H206V157H209ZM214 156V155H213ZM228 156V155H227ZM226 156V157H227ZM55 157V156H54ZM133 158H135L134 156H132ZM202 157V156H201ZM222 157V156H221ZM155 157H152L151 156V159L152 161L156 160L154 159ZM198 158V157H196ZM218 158V156H217ZM229 158V157H228ZM44 159V160H43ZM132 158L130 157V160ZM209 159V158H208ZM215 159V157H214ZM220 159V158H219ZM218 160V159H217ZM223 162H222V166L223 165H226V164H231V169H224L223 171V174L221 176V178H223L224 182H226L224 184V188L226 186V184L229 182H233V177H232V173H235V169L236 167L233 166V164L229 161H227L228 159L227 158H223ZM132 161V160H131ZM196 161V160H195ZM216 161V160H215ZM219 161V160H218ZM221 161V160H220ZM259 161V160H258ZM47 162V163H45ZM132 163V162H131ZM49 164H52L51 166ZM205 164V163H204ZM203 164V165H204ZM49 165V166H48ZM159 165V164H158ZM167 165L171 166V168L169 167V169H167ZM190 169L193 170L194 174L197 175L198 173V170H196V164L195 162L191 163L190 164ZM163 166V165H162ZM156 167V166H155ZM154 167V168H155ZM160 167V166H159ZM219 167V166H218ZM101 168V167H100ZM153 168V167H152ZM160 169V168H159ZM158 168L156 169L159 170ZM211 169V168H210ZM233 169V170H232ZM122 170V168L120 169ZM203 170L204 171H208L209 170V167L207 166H203ZM237 170V169H236ZM0 171V172H1ZM97 171V170H96ZM169 171H171V173H168ZM196 171V172H195ZM26 172H30L29 175H23L24 173ZM154 172V171H153ZM17 173V174H16ZM187 173V174H186ZM210 173V172H209ZM43 174V175H42ZM66 174V173H65ZM81 174H88V183L90 182H95V180L93 179H96L95 176H96V173L95 171L94 172H90L89 169L85 170L84 172H80L78 176H80ZM155 176H158V174H160V171L159 173H154ZM153 174V175H154ZM190 174V173H189ZM17 177L19 176L20 177V181H17L16 179V176ZM152 175V176H153ZM210 175V174H208ZM213 175V174H212ZM38 176H40V179L42 180H39ZM119 176V175H118ZM116 176V178L118 177ZM134 176V175H133ZM154 176V177H155ZM193 176V175H192ZM215 176V175H214ZM212 177L211 181V184H209V186L207 185V187H210L211 186V191H214L213 194H209L210 192L209 191H205L201 186L200 184L202 182H206V179L208 176L207 175H201L200 176V179L202 180L201 183H196L195 182H199V181H196L193 182V185L194 187H197L195 189H191L192 192L191 194L189 195V197L191 196L190 200L191 202L188 204L189 205V208H188V211H190V214H192V217L189 218L190 222L196 223V219L197 217L201 216L203 217L204 221H200L198 220L197 221V227L195 225V229H199V231H201V234L199 236V238H201L202 234L205 235L207 238H208V241H213L214 243L218 244L216 246H218V248H220L219 250H221V252L226 251L228 252L227 254H229V249L232 248L231 245H229V243L227 242L229 240L228 238V233L227 232H232V230H225V228L227 226H232V223L233 220L229 219L228 221H226L227 219L222 217V215H228V212L226 213H221V211H219V207H217L218 205H216L213 200H211V196H214L215 199H217V202L219 204V206H221L220 208L222 209H227L226 207L228 206H232L231 204L233 203V197L237 198V195H238V192H240V195H238L239 197L241 196L242 197V193H241V190L239 188V190H237L235 192V190L233 192L235 193H232L233 195H231L229 197V200L230 202L228 201L227 197H228V193L225 194V190H219L218 186L220 185L221 186V182L220 180H217V178L219 177V174H217L218 177ZM122 177V176H121ZM128 178V176H126ZM125 177V178H126ZM136 177V176H135ZM140 176H138L139 178ZM149 177V176H148ZM151 177V175H150ZM261 177V176H260ZM167 178V177H166ZM165 178V179H166ZM196 178V177H195ZM262 178V177H261ZM260 178V181H258L257 184H255L253 187H252V192L250 191V193L253 194V192H256L257 194L261 193L262 192V195L264 193V181H262ZM137 179V178H136ZM199 179V180H200ZM239 179V178H238ZM119 180L121 181V179L119 178ZM139 180V179H138ZM151 180V179H150ZM193 180V179H191ZM233 180V181H232ZM117 181V179H116ZM126 181V179H125ZM127 181H129L127 179ZM126 181V183H127ZM194 181V180H193ZM129 182H132V181H129ZM148 182V181H147ZM189 182H192V181H189ZM236 183V180L234 181ZM234 182L232 183V185L234 184ZM33 183V185H32ZM122 183V182H121ZM125 183V182H124ZM123 183V184H124ZM133 183V182H132ZM137 183V182H136ZM85 184V183H84ZM120 184V183H118ZM140 184V183H139ZM142 184V183H141ZM190 184V183H189ZM227 184V185H228ZM231 184V183H230ZM229 184V186H230ZM127 185V184H126ZM147 185V184H146ZM192 185V186H193ZM98 186V185H97ZM120 186V185H119ZM228 186V187H229ZM117 187V186H115ZM240 187V186H239ZM42 188H46L47 191H52L51 194H45V193H37L38 190L42 189ZM185 188V187H184ZM182 188V189H184ZM190 187L186 188V192H189V189ZM205 188V187H204ZM236 188V187H235ZM242 188V187H241ZM97 189V192L98 194H100V196H103L104 194V191L102 190V187L99 186V187H96ZM95 189V190H96ZM126 189V188H125ZM145 189V190H144ZM149 189V190H148ZM152 189V188H151ZM234 189V188H232ZM231 189V190H232ZM243 189V188H242ZM94 190V191H95ZM127 191H130V189H126ZM200 190V191H199ZM230 190V192H231ZM123 191V190H122ZM244 191V190H243ZM242 191V192H243ZM246 191V190H245ZM93 192V191H92ZM106 192V191H105ZM126 192V191H125ZM137 192V193H136ZM95 193V192H94ZM245 193V192H243ZM134 194V195H135ZM143 195V196H147V195ZM154 194V193H153ZM182 194V193H181ZM242 194V195H241ZM255 194V193H254ZM255 194L250 200L252 202V204L250 203V200L248 201L250 203V205L247 204V206L250 208L253 207L255 208L252 212L254 213L255 215V221H254V226L255 227V236L257 235L259 238H262V242L260 243V245L262 246L261 250H259L258 252L256 250H252L250 252V255L249 253H247V255H245V259H247L248 261L249 260H253L255 263L259 264V262H261L262 264H264V198H260V197H257ZM3 196V193L0 192V199L1 197ZM97 196V195H96ZM135 196V197H136ZM248 195H246L245 197H247ZM264 196V195H263ZM99 197V196H98ZM127 197V196H126ZM148 197V196H147ZM148 197V198H149ZM238 197V198H239ZM83 198V197H82ZM132 198V197H131ZM213 198V197H212ZM234 198V199H235ZM237 198V199H238ZM127 199V198H126ZM189 199V198H188ZM245 199V198H244ZM70 200V201H71ZM248 200V199H247ZM128 202L129 199L127 200ZM125 201V202H127ZM132 201V199H131ZM66 202V201H65ZM120 202V201H119ZM154 202V203H153ZM158 202V203H157ZM246 202V203H248ZM121 203V202H120ZM263 203V204H262ZM79 204V203H78ZM77 203L73 202L72 205H70V207L68 208V210L70 209L71 210V213L73 214V228L72 230L74 231L73 235L75 236H78L80 237V241H84L86 236L85 235H90L91 237V240L92 242H100L101 240H103V236L100 235V231H99V225L102 224V222L104 223V221H102L101 223H99V225L94 222L92 217H89L87 216L86 214V211L82 205H78ZM158 204V205H157ZM245 204V203H244ZM15 206V205H14ZM125 206V205H124ZM128 206V205H127ZM151 206V207H152ZM48 207L49 210H44ZM63 207V206H62ZM81 207V208H80ZM130 207V206H129ZM188 207V206H187ZM80 208V209H79ZM62 209V208H61ZM67 209V208H66ZM126 209V207H125ZM128 209V208H127ZM126 209V210H127ZM145 209V208H144ZM38 210L40 212H38ZM55 210V209H54ZM53 210V211H54ZM64 210V209H63ZM62 210V211H63ZM236 210V209H235ZM52 211V212H53ZM79 212L80 214L77 215L73 212ZM128 211V210H127ZM224 211V210H223ZM42 212V213H41ZM51 212V213H52ZM60 212V211H59ZM66 212V211H65ZM70 212V211H69ZM88 212V211H87ZM171 212V213H170ZM172 212H175L174 214L178 213V217H173L172 215ZM236 211H232L230 214L231 216L235 213ZM68 213V212H67ZM170 213V214H169ZM44 214V215H43ZM69 214V213H68ZM142 214V213H141ZM58 215V214H57ZM92 215V214H91ZM132 215V213H131ZM177 215V214H176ZM243 215V214H242ZM241 215V216H242ZM62 216V215H61ZM145 216V217H146ZM221 216V217H220ZM245 216V215H244ZM243 216V217H244ZM63 218L65 219H62V221L68 219V216L65 217V215L62 216ZM71 217V215H70ZM230 216H228L227 218H229ZM60 218V217H59ZM129 218V217H128ZM162 218H164L163 222H162ZM200 218V217H199ZM247 218V217H245ZM198 219V218H197ZM201 219V218H200ZM224 219H226L224 221ZM241 218H238V220L236 222H240ZM56 220V219H55ZM129 220H132V219H129ZM188 220V221H189ZM60 221V220H59ZM108 221V220H107ZM245 221V220H244ZM71 222V223H72ZM226 222V223H225ZM229 222V224H228ZM69 223V222H68ZM106 223V222H105ZM152 223V222H151ZM246 223V222H245ZM109 224V223H108ZM72 225V224H71ZM107 225V224H106ZM188 225H190L188 223ZM103 226V225H102ZM129 226V227H130ZM191 226V225H190ZM147 227V226H146ZM66 228V227H65ZM184 229V228H183ZM228 229V228H227ZM130 230V229H129ZM55 231V232H54ZM150 231H153V234L156 233V235H153V239H150V237H148V234ZM243 233L240 234L238 237L236 238H233V240L231 241L232 244L235 243L236 246L239 247V240L240 239H247L249 241V239L251 238V233L249 231V229H247V225L245 226L244 230H242ZM241 231V232H242ZM169 233H170V238H169ZM177 233V232H176ZM196 233V232H195ZM193 234V233H192ZM234 234V232H233ZM236 234V233H235ZM234 234V235H235ZM179 235V234H178ZM232 235V233H231ZM233 235V236H234ZM232 236V237H233ZM27 237V238H25ZM89 237V238H90ZM231 237V236H230ZM231 237V238H232ZM88 236L86 239H89ZM101 238V239H100ZM133 238V237H132ZM189 238V237H188ZM107 239V238H105ZM104 239V240H105ZM179 239V238H178ZM227 239V240H226ZM90 240V239H89ZM90 240V241H91ZM103 240V241H104ZM132 240V239H130ZM139 240V239H138ZM137 240V241H138ZM191 240V239H190ZM199 240V239H198ZM196 240V241H198ZM79 241V240H78ZM79 241V242H80ZM88 240H86L87 242ZM127 241V240H126ZM133 241H134V238H133ZM141 241V240H140ZM139 241V242H140ZM147 241V240H146ZM230 241V240H229ZM24 242V244H23ZM136 242V241H134ZM230 242V243H231ZM83 242H81L82 244ZM103 243V242H102ZM106 242L104 241L103 245L105 244ZM189 243V242H188ZM191 243V241H190ZM214 243H212L214 245ZM175 244V243H174ZM192 244V243H191ZM209 244V243H207ZM206 244V245H207ZM212 244L210 246H212ZM247 247H249V243L247 242ZM173 245V244H172ZM182 245V244H181ZM194 245V244H193ZM83 246V244H82ZM92 246V245H91ZM98 244L95 246L97 247ZM208 246V245H207ZM233 246V245H232ZM79 247V246H78ZM104 247V246H103ZM185 247V246H184ZM194 247V246H192ZM98 248H101V246H99ZM240 248V247H239ZM22 249H24L23 251L25 252V254L23 255V253H21ZM40 249H43L44 251H48L47 252V258L46 259H40L39 258V250ZM107 249V248H106ZM186 249V247H185ZM103 250V249H102ZM190 250V249H189ZM207 255L208 256V259H209V263L208 264H231V256L230 255H217L216 254V251L218 250H215L213 249L212 247H209L207 249ZM238 250V249H237ZM241 250V249H239ZM244 251V250H243ZM184 252V250H183ZM187 252V256L185 257L188 258L190 257V259H187L188 263L189 264H199V262L195 261L194 260V257L195 256H199L201 254L199 253H196L195 251H185ZM242 252V251H241ZM245 252V251H244ZM243 252V253H244ZM46 253V252H45ZM242 253V254H243ZM183 254V253H182ZM42 255L44 256V253H42ZM184 255V254H183ZM27 258V261L24 260V258ZM78 258V257H77ZM104 258V257H103ZM109 263L108 264H118L119 262H114L113 260H115L116 258L115 257H112L110 256L109 257ZM128 258V257H127ZM108 259V258H107ZM183 259V260H185ZM102 260L101 256H99L97 258V264H101L99 263L100 261ZM104 260V259H103ZM182 260V261H183ZM83 261V259H78L77 263L76 264H83L81 263ZM135 261V262H134ZM181 261V262H182ZM179 262V261H178ZM185 262V261H184ZM248 263H251V262H248ZM253 263V264H255ZM260 263V264H261ZM85 264V263H84ZM123 264V262L121 263ZM127 264V263H126ZM207 264V263H206ZM233 264V263H232Z\"/></svg>", "mask_w": 264, "mask_h": 264}]
</instances>
